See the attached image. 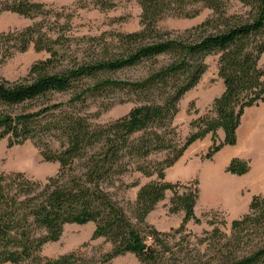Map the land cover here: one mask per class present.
Here are the masks:
<instances>
[{
	"label": "trees",
	"instance_id": "trees-1",
	"mask_svg": "<svg viewBox=\"0 0 264 264\" xmlns=\"http://www.w3.org/2000/svg\"><path fill=\"white\" fill-rule=\"evenodd\" d=\"M136 2L138 30L115 32L108 40L89 37L97 42L78 49L83 56H77L71 51L70 14L33 0H0V12L35 20L0 33V59L30 46L48 55L32 63L25 77L0 79V140L6 138L10 145L32 140L44 161L59 165L44 181L0 171V264H108L127 253L141 264H178L171 234L158 231L146 218L170 191L169 211L184 213L174 232L183 231L189 220L198 221L199 188L197 180L166 181V170L208 134L206 159L235 145L244 110L264 102V0ZM92 3L108 11L116 0ZM235 5L239 11L232 10ZM204 9L211 11L208 17L174 35L157 27L165 17L191 19ZM209 55L218 56L223 91L181 137L173 125L179 102L199 83ZM138 67L146 70L135 79L106 76ZM110 91L122 92L121 101L134 106L116 119L95 122L88 101ZM193 108L191 104L189 110ZM249 169V161L239 157L226 167L234 175ZM133 173L153 179L125 183L123 177ZM136 186L133 202L119 198ZM89 222L94 224L92 239L111 244L98 261L79 250L54 258L42 255L43 246L57 241L65 225ZM212 236L217 264H264V195L252 196L247 213L231 221L229 235L214 229Z\"/></svg>",
	"mask_w": 264,
	"mask_h": 264
},
{
	"label": "rangeland",
	"instance_id": "rangeland-1",
	"mask_svg": "<svg viewBox=\"0 0 264 264\" xmlns=\"http://www.w3.org/2000/svg\"><path fill=\"white\" fill-rule=\"evenodd\" d=\"M33 1L44 3L54 11L63 12L64 15H71L69 34L75 38L71 51L77 52V56H83L82 52L77 51L78 49L90 48L93 46L91 43L97 42L96 40L89 41V37L108 40L112 33L131 32L140 28V8L136 0H116L115 7L108 11H100L95 8L92 0ZM232 10L239 11L240 8L235 5ZM210 13V10L204 9L198 16L191 19L168 16L160 20L157 27L162 31H170L174 35L199 24ZM34 21L13 12H0V33L22 29ZM70 54L68 59L73 60ZM47 56L46 52L35 51L33 46H30L24 52H15L11 57L0 59V79L13 81L23 78L27 75L32 63L45 59ZM217 58V55H209L205 58L207 64L205 73L199 83L188 91L179 102V112L173 120V125L177 127L181 137H185L190 132L189 122L206 113L210 108V98L219 94L223 88L222 80L217 75ZM260 62L264 64V54ZM145 70L144 67H138L109 73L106 76L117 79H135L143 75ZM124 98L122 92L110 91L102 97L89 100V112L97 115L92 120L104 123L126 114L134 106V103L121 101ZM109 104L112 105L108 107ZM191 104L194 105V108L189 110ZM194 109H197V113H194ZM217 138L221 139L219 133H217ZM210 144L204 143L203 139L198 140L193 148L190 146L187 149L185 156L178 160L177 165L168 168L165 172V180L173 183L186 184L197 180L199 197L194 212L198 221L189 220L183 231L174 232L180 227L184 213L169 211L172 196L170 191L166 192L164 199L146 218V222L158 231L171 234L170 244L173 247L174 260L178 264H217L218 259L215 258L214 252L217 241L212 236L214 229L229 235L231 221L241 218L248 211L250 203L247 201L248 191L238 187L243 177L227 172L226 167L229 162L222 163L231 151L227 150L217 157L215 154L211 159H206L204 155ZM250 158L252 163L256 162L257 158L255 159L253 155ZM58 168L57 162L43 160L40 149L32 140L14 145H10L6 138L0 140L1 172H23L34 180L44 181L47 177L54 175ZM134 179H138L142 185L153 178L141 177L137 173L123 177L125 183H130ZM224 184H232L233 189L225 193L222 187ZM138 188L139 186L132 187L126 192L120 193L119 198L123 197L125 200L133 202ZM230 195H235L239 199V205L235 206L230 201ZM93 231L94 224L92 222L82 225L67 224L57 241L49 242L43 246L42 255L54 258L79 250L88 257L94 258L96 262L100 254L110 251L111 244L103 238L92 239ZM108 264L141 263L133 254L127 253L113 258Z\"/></svg>",
	"mask_w": 264,
	"mask_h": 264
},
{
	"label": "crops",
	"instance_id": "crops-1",
	"mask_svg": "<svg viewBox=\"0 0 264 264\" xmlns=\"http://www.w3.org/2000/svg\"><path fill=\"white\" fill-rule=\"evenodd\" d=\"M222 91L223 88H221L220 93ZM219 94L212 96L210 101L212 102L213 98ZM217 133L220 134L222 139V130H219ZM236 137V144L223 147L216 153V157L228 150L231 151V153L222 162L224 164L228 163L233 157L249 160L250 169L246 174L241 175L243 178H241L242 182L239 183L238 187L248 191L247 201H250L253 195H264V102L244 110L240 125L236 130ZM203 141L207 145L210 144L211 135L208 134ZM197 142L198 141L191 145L192 148ZM187 151L188 150H186V152ZM186 152L183 156H185ZM251 155H253L255 159L257 158L255 163L251 162ZM183 156L181 158H183Z\"/></svg>",
	"mask_w": 264,
	"mask_h": 264
},
{
	"label": "bare ground",
	"instance_id": "bare-ground-1",
	"mask_svg": "<svg viewBox=\"0 0 264 264\" xmlns=\"http://www.w3.org/2000/svg\"><path fill=\"white\" fill-rule=\"evenodd\" d=\"M213 172V171H212ZM225 182V181H224ZM227 183V182H226ZM223 189H224V192L225 193H228L229 191H231L233 189V185L232 184H224V186H222ZM222 193V192H221ZM227 197V196H226ZM230 198V201L236 206V205H239V199L236 198L235 195H230L229 196Z\"/></svg>",
	"mask_w": 264,
	"mask_h": 264
}]
</instances>
